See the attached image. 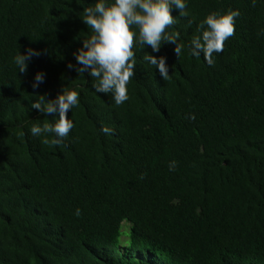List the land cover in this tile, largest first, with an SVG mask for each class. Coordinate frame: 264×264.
I'll return each instance as SVG.
<instances>
[{
	"label": "trees",
	"instance_id": "obj_1",
	"mask_svg": "<svg viewBox=\"0 0 264 264\" xmlns=\"http://www.w3.org/2000/svg\"><path fill=\"white\" fill-rule=\"evenodd\" d=\"M93 4L0 0V264H264V0L173 9L165 31L182 51L165 43L154 54L167 79L134 38L120 105L75 71ZM228 10L239 12L233 34L209 66L188 43L205 15ZM25 49L40 55L20 74L13 57ZM36 72L44 82L33 89ZM62 86L78 94L73 127L45 144L29 128L53 118L30 105Z\"/></svg>",
	"mask_w": 264,
	"mask_h": 264
},
{
	"label": "clouds",
	"instance_id": "obj_2",
	"mask_svg": "<svg viewBox=\"0 0 264 264\" xmlns=\"http://www.w3.org/2000/svg\"><path fill=\"white\" fill-rule=\"evenodd\" d=\"M187 0H94V4L83 8L80 18L82 23L91 30V34L81 40V46L73 54L78 74H87L93 80V88L97 93H111L116 105H120L128 97L126 85L133 75V44L149 47L151 52L143 56V60L154 66L155 72L162 79H167L169 66L166 57L154 55L162 44L173 45V52L179 56L182 45L177 43V32H166L165 29L174 24L172 10L186 15ZM238 10L223 13L209 12L197 25V35H193L188 43V52L193 57L203 55L204 61L211 66L214 62L213 53L223 49V42L233 34L234 20ZM40 53L33 49L20 51L13 57L20 74H24L27 62ZM69 69L73 68L68 64ZM44 82V74L36 72L31 87L36 89ZM78 103L76 91L62 86L52 99L45 95H37L31 108L51 116L52 122L32 124L29 132L33 136H44L43 143L59 144L72 129L73 124L67 118L70 109ZM192 118L191 116L189 117ZM104 132L109 129L102 128ZM53 134L51 139L47 137ZM169 171L175 167V161L169 162ZM75 215L79 216V209Z\"/></svg>",
	"mask_w": 264,
	"mask_h": 264
},
{
	"label": "rangeland",
	"instance_id": "obj_3",
	"mask_svg": "<svg viewBox=\"0 0 264 264\" xmlns=\"http://www.w3.org/2000/svg\"><path fill=\"white\" fill-rule=\"evenodd\" d=\"M124 227V229H123ZM130 225L129 224H123L121 228V238H120V244L119 249L122 247H128L129 241H130V232H129ZM129 232V233H127ZM126 235V236H125ZM126 239V240H125ZM127 245V246H126Z\"/></svg>",
	"mask_w": 264,
	"mask_h": 264
}]
</instances>
